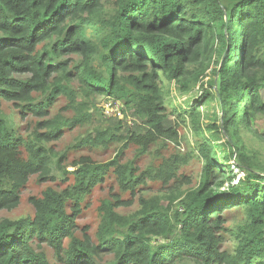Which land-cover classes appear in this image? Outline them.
<instances>
[{
	"label": "trees",
	"instance_id": "trees-1",
	"mask_svg": "<svg viewBox=\"0 0 264 264\" xmlns=\"http://www.w3.org/2000/svg\"><path fill=\"white\" fill-rule=\"evenodd\" d=\"M104 1L0 0V106L7 100L23 115L45 118L65 96L68 108L75 110L70 118L43 120L39 125L46 131L34 132L32 139L17 135L0 119V208L19 204L32 175L49 176L48 142L57 140L65 127L92 120L84 103L74 102L71 78L78 79L86 95L123 98L149 132L176 140L178 122L165 112L160 72L178 78L195 57L200 56L199 62L208 60L215 24H221L217 35L223 43L215 90L221 128L237 152L229 160L235 155L245 177L233 184L235 175L230 170V189H214L222 185L218 180L222 166L215 165L207 145H199L206 162L199 186L187 191L180 202L182 213L171 214L158 198H141L135 212L121 214L116 208L124 202L104 200L94 244L88 236L75 237V218L85 193L100 184L111 167L131 192L147 177L175 178L176 167L165 163L142 176L118 157L83 164L73 172L75 182L70 187L47 188L41 197L30 198L32 216L0 219V264H49L45 253L34 247L35 240L52 247L59 257L63 254L65 264H94L101 253H113L116 264H180L185 258L197 264H264V175L250 165L234 140L239 125L252 130L257 117L264 115L260 94L264 0H115L113 13L106 16ZM92 28L102 34L100 70L93 68L91 60L97 49L86 32ZM72 55L79 57L77 62ZM18 73L29 76L19 79L14 76ZM100 121L108 122V128L87 138L86 144L104 143L115 135L114 130L129 136L143 127L135 124L131 129L117 118L100 117ZM20 147L27 152L25 159ZM233 208L242 210L243 220L229 229L223 214ZM227 234L234 237L233 251L223 249ZM150 236L165 241L153 245Z\"/></svg>",
	"mask_w": 264,
	"mask_h": 264
},
{
	"label": "rangeland",
	"instance_id": "rangeland-1",
	"mask_svg": "<svg viewBox=\"0 0 264 264\" xmlns=\"http://www.w3.org/2000/svg\"><path fill=\"white\" fill-rule=\"evenodd\" d=\"M115 8V0L104 1L103 15H110ZM101 25V24H99ZM216 37L212 48L211 57L199 62L200 56L195 57L193 62L188 63L185 74L178 78H169L160 72V87L164 100V108L168 117L178 122V135L176 140H170L153 135L143 126L141 119L134 116L133 106L125 102L123 98L103 95H86L81 89V83L77 78H71L70 88L74 91L75 103H84V110L92 113V120L83 125L65 127L61 136L46 145L50 147L51 173L48 177L39 174L32 175L21 192L19 204L12 209L0 208V219L7 218L17 220L32 216L34 208L30 203L31 197H41L47 188L61 191L74 184L73 172L83 164H102L117 158L123 164L126 163L134 168L136 174L147 175L148 169L156 170L165 163L176 167L175 178L160 179L144 178L143 185L138 186L133 192L124 188L120 183L117 172L111 167L100 184L85 193L80 203V211L75 218L74 235L78 239L88 236L92 243L96 244V231L101 222L102 213L100 206L104 200L117 204L116 200L124 202L116 208L121 214H131L139 207V199L158 198L163 207L169 208L171 214L182 213L180 205L186 192L199 186L205 166V157L199 150V145L205 144L210 149V156L217 167L222 166L223 173H219L218 180L222 185L214 186V189L227 192L230 189L229 177L230 156L237 152L231 144L227 143V136L221 128V110L215 96L217 89V70L223 58V43L217 32H220L221 24L214 25ZM92 44L97 51L93 55L92 65L100 70L99 42L102 34L95 29L87 30ZM0 33V38H2ZM74 62L79 59L72 55ZM70 66L72 62L69 61ZM16 78L25 79L28 74H15ZM264 102V86L260 90ZM205 96L203 98V96ZM202 96V98H201ZM69 98L62 96L54 105L51 114L45 118L23 115L12 102L3 100L0 106V119H4L8 126L17 135L24 139H32L34 132L43 133L46 129L39 125L53 116L70 118L75 115V110L68 108ZM111 106V115L105 114V107ZM194 110L196 113H193ZM100 114V115H99ZM100 117L117 118L123 120L134 129L135 124L142 127L140 131L132 134L121 135L120 130H114L115 135L104 143L86 144L87 138H95L99 130L106 131L108 122L100 121ZM237 117V116H236ZM254 128L248 130L244 125H239V135L236 139L242 151L249 157L250 165L264 175V115L257 117ZM219 127V128H218ZM23 159L27 152L20 147ZM240 154V153H239ZM238 154V156H239ZM234 155V156H235ZM238 156L236 157L238 160ZM230 192V191H229ZM69 209H67L68 211ZM69 212V211H68ZM225 226L229 229L243 220L242 210L239 208L229 209L223 214ZM225 237L223 249L233 251L235 248L234 237ZM151 243H163L162 237L150 236ZM37 250L45 253L49 264H65L64 255L59 257L52 247L46 243L33 241ZM67 247V240L63 241ZM116 264L113 253H101L94 264ZM180 264H197L189 258L183 259Z\"/></svg>",
	"mask_w": 264,
	"mask_h": 264
},
{
	"label": "built area",
	"instance_id": "built-area-1",
	"mask_svg": "<svg viewBox=\"0 0 264 264\" xmlns=\"http://www.w3.org/2000/svg\"><path fill=\"white\" fill-rule=\"evenodd\" d=\"M111 106L105 107V114L111 115ZM230 169L232 170L233 174L235 175V178L232 180L233 184H237L239 180L243 179L245 177V171L239 166V164L236 162L235 156L232 157L230 160Z\"/></svg>",
	"mask_w": 264,
	"mask_h": 264
}]
</instances>
